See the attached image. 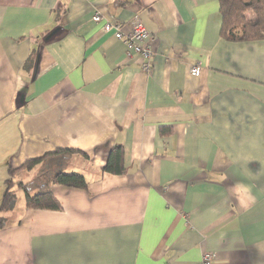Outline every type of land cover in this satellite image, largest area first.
<instances>
[{"label":"crops","instance_id":"crops-1","mask_svg":"<svg viewBox=\"0 0 264 264\" xmlns=\"http://www.w3.org/2000/svg\"><path fill=\"white\" fill-rule=\"evenodd\" d=\"M136 17L149 73L103 29ZM221 26L219 0H0V264H264V39ZM117 144L126 172H104ZM59 148L79 152L12 175ZM48 166L88 186L28 208Z\"/></svg>","mask_w":264,"mask_h":264},{"label":"trees","instance_id":"trees-1","mask_svg":"<svg viewBox=\"0 0 264 264\" xmlns=\"http://www.w3.org/2000/svg\"><path fill=\"white\" fill-rule=\"evenodd\" d=\"M220 13L222 15V26L220 34L224 39L231 41H254L264 39V0H219ZM39 50L32 51L28 58V62H35ZM79 152L75 149H56L46 154L44 157L27 160L19 168L12 170L14 176L16 172L22 170H33L37 165H44L45 160L49 157L70 156ZM124 147L122 145L113 146L107 156V161L102 168L104 172L113 174H123L126 172L124 162ZM47 165V163H46ZM48 169L43 173L41 178L39 174L35 176L30 183H19V187L25 192L26 205L32 209H50L59 210L61 204L51 190V184H61L69 187L86 188L88 182L86 177L76 171H66L59 167ZM8 182L6 192L4 194L1 210H10L16 202L15 192L11 190L12 185ZM38 187V191L32 193V188ZM4 218L0 217V225L4 224Z\"/></svg>","mask_w":264,"mask_h":264},{"label":"built area","instance_id":"built-area-1","mask_svg":"<svg viewBox=\"0 0 264 264\" xmlns=\"http://www.w3.org/2000/svg\"><path fill=\"white\" fill-rule=\"evenodd\" d=\"M94 19L99 21L101 19L100 15H95ZM105 31L115 30V36L123 40L128 48L127 57L132 58L137 56L141 59L140 63L142 69L149 73L152 70L151 58L153 56V36L151 32L145 27L144 23L139 17H136L133 21L131 31L124 34L119 25L115 22H106L103 26ZM192 75H200L201 65L196 64L191 67ZM214 258V253L206 251L203 255L202 260L196 264H212Z\"/></svg>","mask_w":264,"mask_h":264},{"label":"rangeland","instance_id":"rangeland-1","mask_svg":"<svg viewBox=\"0 0 264 264\" xmlns=\"http://www.w3.org/2000/svg\"><path fill=\"white\" fill-rule=\"evenodd\" d=\"M46 169L47 168H45L44 170H42V172H41V178H44L43 177V175H44L43 173L46 171ZM34 172H36V169L34 170ZM39 173H40V170L38 172H36V175L35 176H37ZM39 176H40V174H39Z\"/></svg>","mask_w":264,"mask_h":264},{"label":"water","instance_id":"water-1","mask_svg":"<svg viewBox=\"0 0 264 264\" xmlns=\"http://www.w3.org/2000/svg\"><path fill=\"white\" fill-rule=\"evenodd\" d=\"M55 33V31H53L47 38H50L53 34ZM23 98V97H22ZM23 101V99H21V102Z\"/></svg>","mask_w":264,"mask_h":264}]
</instances>
